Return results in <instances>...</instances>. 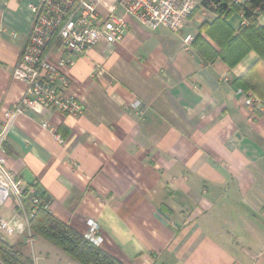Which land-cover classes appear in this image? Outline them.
<instances>
[{
	"label": "crops",
	"instance_id": "1",
	"mask_svg": "<svg viewBox=\"0 0 264 264\" xmlns=\"http://www.w3.org/2000/svg\"><path fill=\"white\" fill-rule=\"evenodd\" d=\"M35 1L0 0V125L26 91L12 75ZM207 12L180 33L132 22L122 43L99 45L66 72L83 114L30 111L5 142L7 167L30 172L51 214L83 236L98 223L99 247L123 264H264V100L253 94L262 110L246 107L235 85L259 57L205 64L191 44L217 17ZM228 24L237 32L246 20L236 13ZM98 65L105 73L94 78ZM1 208L2 219L21 220ZM34 237L21 250L29 244L35 264H64L44 240L35 251Z\"/></svg>",
	"mask_w": 264,
	"mask_h": 264
},
{
	"label": "built area",
	"instance_id": "2",
	"mask_svg": "<svg viewBox=\"0 0 264 264\" xmlns=\"http://www.w3.org/2000/svg\"><path fill=\"white\" fill-rule=\"evenodd\" d=\"M204 0H36L27 4L32 14V26L13 71V79L25 84L20 101L6 111L0 125V208L12 206L21 220L8 221L0 217V237L14 239L23 235L31 238V220L42 199L35 186L7 167L5 142L16 118L28 112L55 110L64 116L79 117L84 112L80 99L70 92L71 80L66 72L77 61L101 44L115 46L123 42L132 22L152 31L166 28L180 33ZM247 0H237L244 3ZM104 67L94 68L92 76L101 77ZM243 104L262 110V104L250 92L238 89ZM142 107L141 102L133 108ZM41 127L54 141L63 146L65 138L48 123ZM48 204V203H47ZM48 206V205H47ZM49 208V207H48ZM86 238L99 246L103 238L101 227L88 222ZM0 264H3L0 260Z\"/></svg>",
	"mask_w": 264,
	"mask_h": 264
},
{
	"label": "trees",
	"instance_id": "3",
	"mask_svg": "<svg viewBox=\"0 0 264 264\" xmlns=\"http://www.w3.org/2000/svg\"><path fill=\"white\" fill-rule=\"evenodd\" d=\"M202 6L217 15L211 23H203L195 36L192 47L205 63L223 61L234 68L250 52H255L259 62L246 77L237 79L238 89L251 92L264 100V25L258 20L264 17V0H204ZM242 13L246 24L235 32L228 24L229 18ZM205 36H204V35ZM213 42L215 45H212ZM37 187V185H34ZM42 199L36 215L31 220L34 236L51 242L55 247L79 264H123L99 246L90 242L69 225L54 217L47 206L44 192L39 190ZM23 243L12 245L0 237V260L3 264H33V261L21 250Z\"/></svg>",
	"mask_w": 264,
	"mask_h": 264
},
{
	"label": "rangeland",
	"instance_id": "4",
	"mask_svg": "<svg viewBox=\"0 0 264 264\" xmlns=\"http://www.w3.org/2000/svg\"><path fill=\"white\" fill-rule=\"evenodd\" d=\"M204 9H206V8H204ZM200 11H202V7H199V8H197L196 10H195V12L193 13V15H191V17H190V19H189V22H195V20H196V17L198 16L200 19L204 16V15H202V14H208V12L207 11H209V10H207L206 9V11L205 12H200ZM202 13V14H201ZM202 20V19H201ZM191 22V23H192ZM190 24L189 23V25L187 26L188 28H189V26L190 25H192V26H194L195 24H196V22L194 23V24ZM192 26H191V28H192ZM199 33V31L197 32V34ZM196 34V35H197ZM195 35V36H196ZM195 36L192 38V42H193V40H194V38H195ZM7 208H0V214L1 213H3V212H7ZM27 236V235H26ZM21 237V236H20ZM24 237V236H23ZM25 239V241H23L24 243L23 244H26L25 242L26 241H28V238L27 237H24L23 238V240ZM39 240H44L43 242H45V244L48 246V250L49 251H52V249L51 248H55L56 250H58L60 253V260H63V263L64 264H79V263H77V262H74L69 256H67L66 254H64L61 250H59L57 247H55L51 242H49L48 240H45L44 238H41V237H39V236H36V237H34V240H33V244H34V248H36L35 249V251L37 250V245H38V242H39ZM27 249H28V251L25 249L24 250V248L22 249V252L24 253V255L26 256H28V257H30L31 258V260L33 261V264H35V259H34V255L32 254V252H31V250L32 249H30V245L28 244V246H27ZM34 251V252H35ZM58 261V260H57Z\"/></svg>",
	"mask_w": 264,
	"mask_h": 264
},
{
	"label": "water",
	"instance_id": "5",
	"mask_svg": "<svg viewBox=\"0 0 264 264\" xmlns=\"http://www.w3.org/2000/svg\"><path fill=\"white\" fill-rule=\"evenodd\" d=\"M21 177L27 185L34 186V177L28 172V170H24Z\"/></svg>",
	"mask_w": 264,
	"mask_h": 264
}]
</instances>
